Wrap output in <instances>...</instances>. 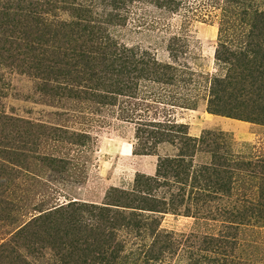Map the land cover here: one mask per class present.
Returning <instances> with one entry per match:
<instances>
[{"label": "rangeland", "instance_id": "1", "mask_svg": "<svg viewBox=\"0 0 264 264\" xmlns=\"http://www.w3.org/2000/svg\"><path fill=\"white\" fill-rule=\"evenodd\" d=\"M248 2L175 0L170 9L162 0H135L121 24L106 27L115 41L178 67L182 80L174 84L145 83L152 92L147 115L158 120L171 108L197 139L192 170L223 169L230 191L209 188L199 204L187 200L176 211L135 212L141 226L104 231L110 245L95 243L100 247L93 256L63 250L70 239L76 249L93 247L98 232L86 230L87 221L83 230L76 227L79 233L66 232L65 218L86 217L91 204L110 201L111 188L131 189L139 173L157 175L160 157L178 149L160 143L153 154H134L136 126L118 110L125 98L106 103L101 87L73 70L56 80L22 64L0 66V264H264V115L254 112L264 104V82L251 79L246 68L242 78L238 74L244 66L261 67L251 56H231L227 63L216 56L218 49L220 56L242 49ZM254 2L264 8V0ZM226 75L234 83L216 97L228 113H211L213 79ZM233 112L240 119L228 116ZM189 183L171 184V191L183 188L187 196ZM69 201L77 202L57 208ZM221 231L226 241L201 240Z\"/></svg>", "mask_w": 264, "mask_h": 264}, {"label": "trees", "instance_id": "2", "mask_svg": "<svg viewBox=\"0 0 264 264\" xmlns=\"http://www.w3.org/2000/svg\"><path fill=\"white\" fill-rule=\"evenodd\" d=\"M134 1L0 0V66L22 64L36 76L51 77L56 80L58 76L65 78L63 75H68L73 70L79 74V79L86 77L93 80L96 86H100L103 94L99 96L106 100V103L115 105L118 103L119 97L125 98L118 110L122 118L133 122L136 126L134 154H153L160 143H169L178 149L177 154H166L160 157L157 175L150 176L139 173L136 175L131 189L111 188L108 192L110 201L104 202V206L100 207L91 204L90 207L94 211L86 214V217L81 214L75 219L72 216L65 218L63 229L66 232L69 230L72 233H79L76 227L83 230V221H87L86 230H96L98 231L96 236H102L98 239L96 236L94 237L91 248L89 247L90 243L83 248L76 249V246L71 242L72 239L64 242L63 250H78L79 252L75 251L77 256L86 255L85 251L93 256L94 251L98 250L97 247H100V245H96L97 243L110 245V242L103 238L104 231L111 235L112 229H117L118 226L128 229L140 227L139 213L135 212L176 211L179 205L185 206L187 200L196 204L204 196L202 193L208 191L209 188L215 191H230V179L227 175L222 174L225 172L223 169L214 165V167H206V170L202 172L195 171L196 169L192 170L191 157L194 154L193 145L195 146L197 139L187 134L186 124L175 121L171 108L165 109L161 119L154 120L148 117L149 109L146 102L150 99L149 95L152 92L146 93V89L143 87L149 85L145 83L171 85L177 79H182L178 78V67L175 65L169 62H159L150 56L147 50L136 46L128 47L115 41L109 35L106 27L111 24H121L126 19V15L131 12L130 7L126 6L127 3L132 5ZM226 1L246 3L247 0ZM250 1L251 3L248 2L245 7L250 12L244 11L243 13L244 16H247L250 29L242 49L229 52L230 49L227 48L229 54L223 56H220L218 49L216 56L218 60L226 63L231 56L234 58L251 56L258 61L261 70L244 66V71L238 74L242 78L246 68L251 79L257 77L263 83L264 8L260 9L255 4V0ZM162 2L164 3L161 5L171 9V4L175 3V0H162ZM58 12L66 13L69 16L68 19H54ZM48 14L54 15L53 19H49ZM226 47L224 42L220 45V48L226 49ZM222 54L225 53L222 52ZM248 75L245 76L246 79H248ZM73 78L75 79V77ZM232 79L236 81L235 73ZM232 79L230 75H226L224 79H213L210 88L212 97L208 103L209 112L228 113L223 107L225 103H219L216 96L234 83ZM155 102L164 103L160 100ZM231 108L228 107L227 110H231ZM254 112L260 116L264 115V104L260 108H256ZM231 114L228 116L240 119V115L237 113ZM252 116L254 119V115ZM257 117L254 120H257ZM190 146H192L191 151H188ZM207 173L209 176L206 175ZM170 177L172 178L170 179ZM188 182H190L191 191L187 196H185L183 188L171 191V187H173L171 184H178L182 187ZM157 190L159 191L157 192ZM180 191L182 192L180 193ZM195 195L196 197H192ZM75 202L77 201H69L57 208L62 209ZM49 214L39 215L35 218L41 219ZM229 214L231 218L235 217L234 213ZM79 220L81 222H78ZM198 237L197 235L196 238ZM206 238H209V242L213 241V243L226 241L223 232L209 237L205 236L201 240ZM115 256L116 254L112 256V260L116 258Z\"/></svg>", "mask_w": 264, "mask_h": 264}]
</instances>
